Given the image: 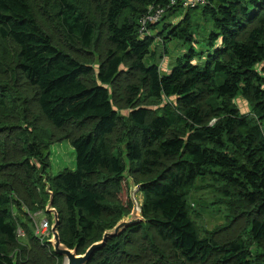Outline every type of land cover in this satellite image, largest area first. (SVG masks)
<instances>
[{
	"label": "trees",
	"instance_id": "obj_1",
	"mask_svg": "<svg viewBox=\"0 0 264 264\" xmlns=\"http://www.w3.org/2000/svg\"><path fill=\"white\" fill-rule=\"evenodd\" d=\"M99 1L107 45L96 69L77 56L94 46L98 33L97 21L77 0H57L72 51L43 28L29 0H0V39L15 46L14 70L34 88L31 100L51 129L50 136L36 132L30 140L23 127L12 132L16 123L0 127V264H57L62 258L34 234L31 219L24 228L32 248H20L11 177L21 168L32 177L34 159L47 172L53 130L88 123L93 127L87 132L63 135L76 150L77 167L49 176L62 241L84 252L131 212L126 158L137 183H146L140 191L148 218L110 239L89 264H264V0H205L189 7L179 1L158 23H148L144 34L140 24L149 7L170 0ZM178 12L180 23L166 20ZM193 16L210 27L201 55L192 47L165 72L148 62L159 39L164 46L174 38L194 40ZM126 72L138 74V81L127 84L130 110L122 119L116 105ZM16 92L22 121L19 113L30 100ZM238 96L248 100L255 118L241 111ZM11 97L0 81V111ZM120 124L126 132L113 138ZM10 135L19 142L11 145ZM206 176L225 182V193L249 208L251 245L241 236L219 241L214 232L199 234L189 197Z\"/></svg>",
	"mask_w": 264,
	"mask_h": 264
},
{
	"label": "rangeland",
	"instance_id": "obj_2",
	"mask_svg": "<svg viewBox=\"0 0 264 264\" xmlns=\"http://www.w3.org/2000/svg\"><path fill=\"white\" fill-rule=\"evenodd\" d=\"M29 2L43 28L53 36L59 46H66L69 51H72V49L67 45L68 40L70 41L71 39H66L62 33L61 25L59 24L60 15L57 0H29ZM77 4L82 7L88 17L95 19L98 24V33L94 46L81 51L77 54V56L79 58L90 60L94 68L97 69L101 59L105 57L107 45L105 34L106 28L103 24L101 12L102 3L99 0H77ZM183 19L184 17L182 12H178V14L172 16L169 15L166 18L168 22L173 23H180ZM192 24V31L194 33L193 41H184L183 39L174 38L173 40L168 41L167 45L164 46L162 41L158 40L156 42L157 44L154 45L152 57H148V62L154 61L158 63L162 68V71L165 72L171 70L178 58L184 57L187 52L191 53L192 47H194L198 55H201L202 50L207 48L205 38L208 35L210 27L203 17L193 16ZM16 53L14 45L0 39V81L7 85L8 90L12 93L8 106L0 111V127L4 126L5 122L8 121L11 125L16 123V126H14L15 130L12 132H17L18 130L22 131V129H25L30 140L36 132L42 136L48 137L51 135V129H49L50 124L39 114V109L35 100H31L34 88L27 84L25 85L23 83L22 76L14 70L16 64ZM137 81L138 74L131 72H126L120 77V85L118 86V92L120 95L117 96V99H119L120 102H118L119 105H116V107L120 112L122 119L127 117L130 110V106H128L124 101L129 93L126 89L127 84ZM16 90L18 92L21 91L24 95H27L30 100L28 102V110L25 111L24 109V113H19L22 115V121L17 120L19 117L16 115V113L19 112L23 106ZM115 98L116 96L114 97V101ZM234 101L242 112L252 118H255V115L251 113L252 108L247 99L242 96H238ZM4 127L1 128V130H4ZM21 127L23 128L21 129ZM92 127L93 123H88L83 126L70 125L68 128L63 130H53V137H50V140L48 139L50 143L47 145V158L50 163L47 166V172L42 171V163L34 159V165L37 167V172L33 171L32 177L26 176L24 168L19 169L18 174L11 177V184L13 185V190L15 192L13 196L15 199L13 214L18 219L20 227L24 230V234L20 235V248L31 249L33 244L29 238V228H24L30 227V224L28 223L30 216L27 211L40 213V217L46 215L52 224V216L46 212L49 195L46 192L44 175H47L49 179V176H54L65 168L75 169L77 167L76 150L71 143V139L69 137L65 138L63 135L66 133L79 135L87 132ZM40 129L41 131H39ZM125 132L124 124H120V127L112 136L113 138L122 137ZM8 141L11 145L19 142L17 137L11 135ZM35 175L38 180L37 185L32 183L34 177H36ZM132 177L135 179L133 174ZM3 179L4 176H2L0 169V181ZM226 187L227 185L225 182L219 181L211 176L200 178L193 186V190L190 191V204L194 205H191L192 218L195 220L199 228V234L202 237L207 235L209 236L213 232L219 241H224L234 236H241L246 239L248 244L251 245L253 241L250 237V218L249 214H247V209L249 208L238 200L237 197L228 196L224 190ZM133 197L139 205L143 204L145 199L143 192L135 191ZM121 198H125V191L121 193ZM17 203H20V205L18 206ZM101 235L102 233L100 232L98 237H101ZM50 237L51 234L50 236H47L46 240ZM20 248L17 250L18 253H20ZM252 248L255 250L257 249L255 244H252ZM57 264H63V258L58 259Z\"/></svg>",
	"mask_w": 264,
	"mask_h": 264
},
{
	"label": "water",
	"instance_id": "obj_3",
	"mask_svg": "<svg viewBox=\"0 0 264 264\" xmlns=\"http://www.w3.org/2000/svg\"><path fill=\"white\" fill-rule=\"evenodd\" d=\"M126 162L127 167L124 175L127 178L129 184L130 198L133 203L132 210L128 214H124L112 228L106 229L101 239L93 242L84 252L81 253L78 251V245H76L74 248H71L62 241L60 233V212L54 205L55 192L52 189V184L49 181L47 175H44L46 192L49 195L46 205V212L52 216L51 237L48 239V242L52 245L54 252L63 258V264H89L95 253L98 250L103 249L110 239L120 236L129 227L148 222V218H146L144 215L142 204L139 205L133 197L134 192H140L141 187L146 183H137V181L132 177L131 165L128 158H126Z\"/></svg>",
	"mask_w": 264,
	"mask_h": 264
},
{
	"label": "built area",
	"instance_id": "obj_4",
	"mask_svg": "<svg viewBox=\"0 0 264 264\" xmlns=\"http://www.w3.org/2000/svg\"><path fill=\"white\" fill-rule=\"evenodd\" d=\"M179 1L183 3L184 6H195L200 3H204L205 0H170L168 6H150L148 12L142 19V23L140 24V32L141 34H144L145 32H148L147 24L148 23H158L164 14L166 13L169 6L176 5ZM160 40V39H159ZM27 213L30 216L31 223L33 225L34 234L39 238V240L43 243L46 242L47 236H50L51 234V222L50 220L45 216L40 217V213H34L31 211H27ZM40 214V215H39ZM24 230L22 227H18V235H23Z\"/></svg>",
	"mask_w": 264,
	"mask_h": 264
}]
</instances>
